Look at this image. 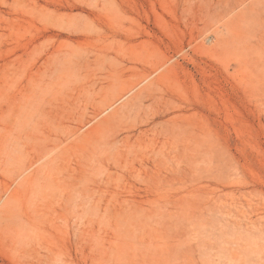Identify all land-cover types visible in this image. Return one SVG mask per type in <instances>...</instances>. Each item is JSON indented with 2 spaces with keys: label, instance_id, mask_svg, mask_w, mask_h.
Instances as JSON below:
<instances>
[{
  "label": "rangeland",
  "instance_id": "obj_1",
  "mask_svg": "<svg viewBox=\"0 0 264 264\" xmlns=\"http://www.w3.org/2000/svg\"><path fill=\"white\" fill-rule=\"evenodd\" d=\"M0 264H264V0H0Z\"/></svg>",
  "mask_w": 264,
  "mask_h": 264
},
{
  "label": "bare ground",
  "instance_id": "obj_2",
  "mask_svg": "<svg viewBox=\"0 0 264 264\" xmlns=\"http://www.w3.org/2000/svg\"><path fill=\"white\" fill-rule=\"evenodd\" d=\"M142 104V103H141ZM144 132V131H143Z\"/></svg>",
  "mask_w": 264,
  "mask_h": 264
}]
</instances>
